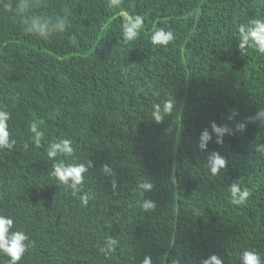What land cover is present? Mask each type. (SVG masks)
Returning <instances> with one entry per match:
<instances>
[{"label": "trees", "instance_id": "16d2710c", "mask_svg": "<svg viewBox=\"0 0 264 264\" xmlns=\"http://www.w3.org/2000/svg\"><path fill=\"white\" fill-rule=\"evenodd\" d=\"M257 22L264 0H0V215L28 237L18 264H264V54L239 48Z\"/></svg>", "mask_w": 264, "mask_h": 264}, {"label": "clouds", "instance_id": "9594fccd", "mask_svg": "<svg viewBox=\"0 0 264 264\" xmlns=\"http://www.w3.org/2000/svg\"><path fill=\"white\" fill-rule=\"evenodd\" d=\"M142 18L137 16V20L140 21ZM142 28V27H141ZM243 31V29H241ZM129 29L126 25H124V38L126 41H130V37L128 35ZM171 39V32L165 34L163 29H159L154 32L151 42L153 44L159 45H167L169 40ZM245 45L248 47H252L258 52L264 54V23L257 22V27L255 30L251 31L248 35H243L239 40V48L241 50L245 49ZM174 107V101L172 99L165 100L163 102V109L161 104L153 105L152 116L153 119L157 122L162 121L163 116L165 114H170ZM3 115L4 118L0 119V148L7 147L11 149V145L8 143V132L5 130L4 119H7V116ZM33 127H36L33 125ZM212 129L218 135H221L224 129L217 128L215 124L212 125ZM211 136L209 135L207 130H204L200 136V147L203 149L208 141H210ZM220 142L219 140L217 141ZM71 143L70 140H66L64 142V147L61 148L60 145H54V148H61L62 152H67L71 154L72 149L68 148L67 145ZM56 153L54 151H48V156H53ZM264 155V151L261 152ZM225 160L223 157L218 155L217 153L212 154L211 162H210V171L213 175H215L220 169L224 168ZM87 166L84 164H78L75 166L68 165L67 167L63 162H57L53 166V175H55L60 181L66 182L68 177H72L75 182H79L83 177L81 173L86 172ZM144 188H148L151 185L148 183L142 184ZM231 192L239 195V199L233 200V203L240 204L244 202L249 196V191L247 189L240 191V188L233 184L231 186ZM142 195V193H141ZM142 207L147 209L151 207L150 204L143 203ZM13 228V219L0 215V253H3L10 257L9 264H18L21 260V257L25 253L27 247L29 245H25L23 241L27 240L28 237L20 231L11 232L10 229ZM115 243V241H113ZM242 264H260L258 256L253 254L250 251H244L242 253ZM143 264H152L151 258L146 256L144 258ZM203 264H222V260L218 259L215 255L211 256L208 260L204 261Z\"/></svg>", "mask_w": 264, "mask_h": 264}]
</instances>
